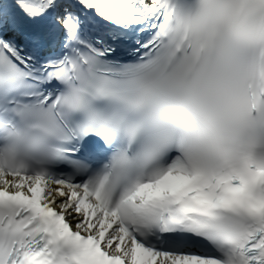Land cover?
<instances>
[{"label":"snow or ice","instance_id":"snow-or-ice-1","mask_svg":"<svg viewBox=\"0 0 264 264\" xmlns=\"http://www.w3.org/2000/svg\"><path fill=\"white\" fill-rule=\"evenodd\" d=\"M0 264H264V0H0Z\"/></svg>","mask_w":264,"mask_h":264}]
</instances>
